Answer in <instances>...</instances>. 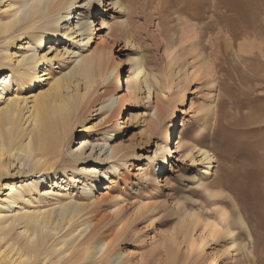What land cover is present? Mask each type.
<instances>
[{
  "label": "rangeland",
  "instance_id": "1",
  "mask_svg": "<svg viewBox=\"0 0 264 264\" xmlns=\"http://www.w3.org/2000/svg\"><path fill=\"white\" fill-rule=\"evenodd\" d=\"M137 1L133 0L130 13H122L108 1L105 12L91 15L95 25L101 21L100 16L105 24L95 26L99 30L90 50L109 49V63L121 64L118 74L122 81L131 78L136 64L141 63L151 76L154 100L148 101L144 93L134 97L125 87V92L116 94L117 103L110 111L107 107L100 110L103 98L97 101L99 96L112 89L107 83L101 84L93 95L94 107L86 114L83 131L75 133L70 146L71 151L78 149L82 138L89 144H101L105 131L112 130L118 134L107 140V147L121 144L135 155L127 165L119 162V174L108 173L110 180H100L99 188L90 195L83 191L84 184L76 189L66 182L79 174L68 167L66 156L57 171L66 167L67 175L59 174V180L49 183L53 193L45 199L43 209L53 207L56 192L67 193L68 201L71 193L81 197L86 211L93 212L85 218L92 216L94 223L101 225L104 238L113 241V248L125 252L132 264H214V260L218 264H264V0ZM125 3L129 5L127 0ZM7 4L8 0H0V13ZM124 19L127 27L121 23ZM128 34L135 47L117 40ZM81 39L55 44L63 54L71 46L58 58H54L56 51L48 53L49 44L37 47L39 56L46 57L38 64L33 86L16 87L13 83L10 92L29 97L46 91L52 77H60L72 67V52L78 55L88 49H82ZM7 44L14 60L29 45L22 39L7 41L0 47L1 54L7 53ZM8 73H0V82ZM153 75L160 84L152 80ZM1 89L0 107L4 104ZM156 107L163 119L155 127ZM114 111L116 116L110 121ZM119 118L125 121L121 131L114 129ZM181 131L185 147L172 153L168 169L160 174L158 161L149 158L155 156L159 146L176 150ZM194 145L207 149L216 159L213 176L204 175L203 164L186 156ZM194 156L199 158L195 152ZM89 164L97 165H82ZM97 169L107 172L106 165ZM144 171L154 177L161 175V186L157 188L151 181L148 187L142 178ZM16 172L17 168L0 178V197L12 185L21 184L23 177ZM32 194L36 195L28 192L26 199ZM178 200L181 205L175 206ZM234 200L244 209L251 237L245 229H240L241 235L236 238L212 237L202 224L192 232V243L180 233L183 206L220 223L223 209L235 215ZM29 208L33 210L34 206ZM92 226L77 242L72 257L78 258L85 251L80 245Z\"/></svg>",
  "mask_w": 264,
  "mask_h": 264
},
{
  "label": "bare ground",
  "instance_id": "2",
  "mask_svg": "<svg viewBox=\"0 0 264 264\" xmlns=\"http://www.w3.org/2000/svg\"><path fill=\"white\" fill-rule=\"evenodd\" d=\"M108 1V4L119 8L122 13H130L133 4V0H127L129 5L125 0H8L5 9L0 13V47L7 41L14 42L16 39L26 40V44H29L23 47L26 50L15 60L13 54L8 53L10 44L5 48L6 54L0 53V73L9 72L0 82L4 98V104L0 107V178L16 168L15 175L23 177L20 185H12L9 192L0 197V264H132L125 252L113 248V241L104 238L100 232L101 225L94 223L92 216L85 218L93 212L86 211L87 206L80 201L81 197H74L71 193L68 201L67 193L56 192L53 207L43 209L45 199L53 193L49 183L53 184V180L67 175L66 167L57 171L58 165L66 156L70 159H66L68 167L79 173L73 174L66 182L72 187L76 186V189L84 184L83 191L90 195L96 187L99 188L100 180L104 183L110 180L108 173L119 174V162L127 165L130 157L135 155L121 144H109L107 147V140L118 134L112 130L105 131V141L101 144H89L86 138H82L78 149L71 151L75 133L83 131L86 114L94 107L93 95L98 92V86L107 83L112 88L99 96L97 101L103 98L100 110L107 107L110 111L117 103L116 94L125 92V87L126 92L134 97L144 93L148 101L152 98L154 100L151 76L141 63L137 61L136 73L128 80L122 81L118 74L121 64L109 63V49L96 47L90 50L95 31L99 30L95 26L105 24L103 16H100L101 21L95 25L91 15L95 12H105V3ZM121 23L127 27L125 19ZM130 35L117 40H123L126 45L135 47ZM78 37L82 38V49H88L79 51L78 55L77 52H72L75 58L72 67L64 75L52 77L51 85L46 91L31 94L30 98L21 97L18 92H10L13 83L16 87H24L27 84L29 87L33 86L38 64L46 57L39 56L37 47L49 44L48 53L56 51L54 58H58L67 54L71 46L63 54L55 44L59 45L64 40L72 43ZM31 51L33 53H30ZM257 55L255 53L256 57ZM152 80L160 84L156 76ZM116 112L109 116L110 121L116 116ZM155 115L156 127L162 123L163 113L156 107ZM124 124L123 118H119L114 124V129L121 131ZM201 131L203 132L204 128H201ZM179 137L176 150H172L168 145L159 146L155 156L149 158L152 162L158 161L156 169L160 174L168 169L166 164L168 160L173 159L172 153L185 147L182 144V131ZM97 147L100 152L95 155ZM194 152L198 154V159L195 158ZM186 156L191 157L194 163L203 164L204 175H214L216 159L207 149L194 145L187 151ZM85 162H96L97 165H82ZM101 165H106L107 172L103 171L104 168L97 169ZM59 174H62L60 178ZM152 176L151 172L143 173L142 178L148 187L151 181L155 182L157 188L161 186V175L153 178ZM167 179L168 177L164 181ZM28 192H35L36 195L32 194L26 199ZM93 197L97 198L95 195ZM31 204L34 206L33 210L29 208ZM180 205V200L176 201L175 206ZM234 206L235 215L223 209L220 223L209 216L202 217L198 211L183 206L179 231L190 243L193 242L192 232L199 224H202L204 230L212 237L236 238L241 235L240 229H245L251 237L244 209L238 207L235 200ZM91 226L89 235L85 237L86 241L80 245L85 247V251L78 258L72 257L78 249L77 242ZM213 262L218 264L215 260Z\"/></svg>",
  "mask_w": 264,
  "mask_h": 264
}]
</instances>
